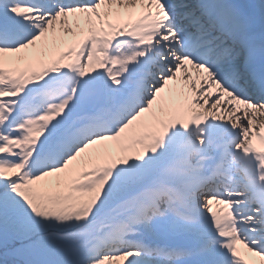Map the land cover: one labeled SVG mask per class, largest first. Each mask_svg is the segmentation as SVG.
I'll list each match as a JSON object with an SVG mask.
<instances>
[{
    "label": "snow or ice",
    "instance_id": "6c2138e0",
    "mask_svg": "<svg viewBox=\"0 0 264 264\" xmlns=\"http://www.w3.org/2000/svg\"><path fill=\"white\" fill-rule=\"evenodd\" d=\"M0 264H264V0H0Z\"/></svg>",
    "mask_w": 264,
    "mask_h": 264
},
{
    "label": "rangeland",
    "instance_id": "374dc122",
    "mask_svg": "<svg viewBox=\"0 0 264 264\" xmlns=\"http://www.w3.org/2000/svg\"><path fill=\"white\" fill-rule=\"evenodd\" d=\"M215 207V206H214Z\"/></svg>",
    "mask_w": 264,
    "mask_h": 264
}]
</instances>
